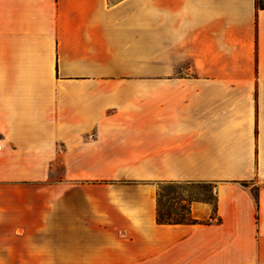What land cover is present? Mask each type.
Returning a JSON list of instances; mask_svg holds the SVG:
<instances>
[{
  "label": "crops",
  "instance_id": "1",
  "mask_svg": "<svg viewBox=\"0 0 264 264\" xmlns=\"http://www.w3.org/2000/svg\"><path fill=\"white\" fill-rule=\"evenodd\" d=\"M0 264H264V0H0Z\"/></svg>",
  "mask_w": 264,
  "mask_h": 264
},
{
  "label": "rangeland",
  "instance_id": "2",
  "mask_svg": "<svg viewBox=\"0 0 264 264\" xmlns=\"http://www.w3.org/2000/svg\"><path fill=\"white\" fill-rule=\"evenodd\" d=\"M95 136H88V139ZM111 136H103L104 139V156H127L130 153V148L119 143V146L111 145L108 140ZM125 139L126 136H119ZM122 175H126L125 173ZM160 193L161 210L171 214L172 217L187 216L190 210V205L194 200H209L213 199L211 188L207 184H176L165 183L161 184L158 189Z\"/></svg>",
  "mask_w": 264,
  "mask_h": 264
},
{
  "label": "trees",
  "instance_id": "3",
  "mask_svg": "<svg viewBox=\"0 0 264 264\" xmlns=\"http://www.w3.org/2000/svg\"><path fill=\"white\" fill-rule=\"evenodd\" d=\"M187 216L183 217H172L171 214L163 212L161 210V203H160V193L158 192V212H157V220L160 223H189L193 222V218L190 215V210Z\"/></svg>",
  "mask_w": 264,
  "mask_h": 264
}]
</instances>
